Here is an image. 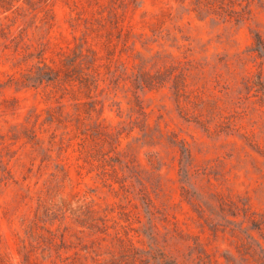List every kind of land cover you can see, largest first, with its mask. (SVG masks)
<instances>
[{"label": "rangeland", "instance_id": "1", "mask_svg": "<svg viewBox=\"0 0 264 264\" xmlns=\"http://www.w3.org/2000/svg\"><path fill=\"white\" fill-rule=\"evenodd\" d=\"M0 264H264V0H0Z\"/></svg>", "mask_w": 264, "mask_h": 264}]
</instances>
